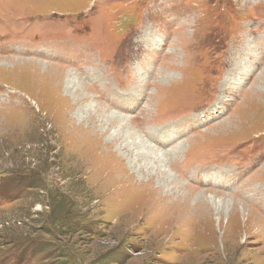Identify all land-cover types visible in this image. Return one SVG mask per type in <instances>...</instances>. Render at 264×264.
<instances>
[{
  "label": "rangeland",
  "instance_id": "obj_1",
  "mask_svg": "<svg viewBox=\"0 0 264 264\" xmlns=\"http://www.w3.org/2000/svg\"><path fill=\"white\" fill-rule=\"evenodd\" d=\"M0 2V264H264V0Z\"/></svg>",
  "mask_w": 264,
  "mask_h": 264
},
{
  "label": "bare ground",
  "instance_id": "obj_2",
  "mask_svg": "<svg viewBox=\"0 0 264 264\" xmlns=\"http://www.w3.org/2000/svg\"><path fill=\"white\" fill-rule=\"evenodd\" d=\"M0 5H1V2H0ZM0 12H1V7H0ZM11 21V20H10ZM1 24V23H0ZM6 25H8L9 26V21L7 22V24ZM0 31H1V33H2V26L0 25ZM2 38V37H1ZM11 40V39H10ZM2 42V40L0 39V43ZM63 73H65V78H66V76H67V78H69L70 77V75L71 74H68L69 72H63ZM62 73V74H63ZM66 81V80H65ZM61 83H62V80L60 81ZM111 84V83H110ZM109 85V84H108ZM9 86H11V85H9ZM67 86L69 87L68 89L69 90H71V92L74 90L75 91V93H73V94H75L74 95V100L75 101H73V103H72V105H70L71 107H70V109H72V108H75V107H77V106H80L81 105V103H83V102H87L88 101V99H85V98H82L81 96L83 95L82 94V92L83 91H86L87 92V88L86 87H84L83 85L82 86H78L77 87V89H75L73 86L71 87V82L70 81H68L67 82ZM25 90V89H24ZM26 91V90H25ZM70 92V93H71ZM26 94H27V91L25 92ZM30 95V94H29ZM76 95L78 96V97H76ZM72 97V96H71ZM106 108V107H105ZM104 107H100V110H98V111H96V112H98V113H105V111H106V109H105ZM99 109V108H98ZM114 114V113H113ZM112 118H114V115H113V117ZM120 120H121V123H126V121H127V119L126 118H124V117H120ZM114 121V120H113ZM117 121V120H116ZM114 123V122H113ZM120 123V122H119ZM113 146H116V145H113ZM111 147V146H110ZM182 147L183 146H181V145H179V146H175L170 152L171 153H173V152H177V151H180V150H182ZM151 151H153V154L158 158L159 157V154H158V152H160V151H158V150H155V149H153V148H151V147H148ZM110 150V155L108 154V160H104L103 161V163H106V162H108L111 158H113L114 157V155H116L117 156V153H114L112 150H113V147H111V148H106V150ZM126 153H128V151H126ZM164 155L165 154H163V157H164ZM104 159V158H103ZM102 159V160H103ZM99 160V159H98ZM97 160V161H98ZM118 160V159H117ZM97 161L95 162L96 164H97ZM120 162H121V160H120ZM94 163V161H92V164ZM100 163V162H99ZM98 163V166H99V168L98 167H96V170L95 171H97V173H101V174H103V175H100V174H98L99 176H101V180H102V182H103V189H104V184H105V186H106V190L104 189V191H106V192H108L109 193V191H110V189L115 185V187H116V184H119V185H121L120 187H122V185L124 186H127V189L128 190H130L131 192H141V191H145V190H143V188L146 186L147 188H148V191L150 192V194H155V193H157L160 189L159 188H165V189H167L166 191L171 195V196H174V195H176L177 196V194H181V195H185V194H187V192L190 190L191 191V189L192 188H190V186L188 185V184H186L184 181V178H182V177H180L178 174H177V172H176V170H174L175 172H173L172 170H173V165H175V163H169L170 165L169 166H166L165 165V167H164V170H161L160 172H153V171H150V170H148L147 171V173H149L148 174V181L147 182H144L143 183V181H140L139 183H138V181H134V179H135V174L133 173V174H129V173H127V167L121 162L120 164H116V163H113L112 165H111V167L110 168H108V167H103V166H101L100 164ZM110 163V162H109ZM105 165V164H104ZM106 166V165H105ZM157 166V165H156ZM176 166V165H175ZM136 167H138V166H136ZM177 167V166H176ZM179 167V166H178ZM193 167V166H192ZM94 168V167H93ZM129 168V167H128ZM169 168V169H168ZM137 169V168H136ZM177 169V168H176ZM192 169V168H191ZM146 171V170H145ZM198 172H200V174H201V177L202 178H207L208 176H206V174L207 173H204L202 170L200 171H198ZM136 173V172H135ZM142 173V172H141ZM204 173V174H203ZM126 176H128L127 178H129L131 181H133V183H131V182H129V181H126ZM143 177H145V176H143ZM116 178H118V180H117V182H116ZM145 179H146V177H145ZM203 181H205L204 179H202ZM206 180H208V179H206ZM113 182V183H112ZM128 182V184H129V186L130 185H132L133 187L131 188V187H129L127 184H124V183H127ZM115 183V184H114ZM119 187V186H118ZM190 188V189H189ZM119 189V188H118ZM189 191V192H190ZM195 191H197V190H195ZM194 191V192H195ZM192 192V191H191ZM194 192H193V194H194ZM199 192V191H198ZM204 194V196H205V198L207 197V193L204 191L203 192ZM159 194V193H158ZM157 194V195H158ZM187 195H189V194H187ZM200 196H201V194H200ZM166 197H168V196H166ZM201 199V198H200ZM132 200V196L131 195H128L127 196V203H129L130 201ZM191 200V199H190ZM205 200V199H204ZM208 200V199H207ZM117 201V203L119 204V207L117 208V209H115L116 211H115V217H116V215L118 216L117 218V220H119L120 218L121 219H123V217H124V215L123 214H120V212H122L121 210H119V208L121 207V206H123L122 205V196L120 195L119 197H118V199L116 200ZM186 201V200H185ZM201 201V200H200ZM157 204V203H156ZM165 204V203H164ZM172 204V203H171ZM173 205V204H172ZM171 205V206H172ZM207 205V204H206ZM205 205V206H206ZM150 207H152L153 209H154V206L152 205V203L150 204ZM133 209L134 210H140L139 209V206L137 205V206H135V207H133ZM142 209V208H141ZM152 209V210H153ZM163 209V208H162ZM125 210V209H124ZM157 210V209H156ZM131 211V210H130ZM169 211V210H168ZM184 211V210H183ZM117 212V213H116ZM126 212H128V210H125V215L127 214ZM144 212V214L145 215H149L152 211H143ZM157 212V211H156ZM160 212V211H159ZM166 213V212H165ZM169 213V212H168ZM190 213V212H189ZM128 214H130L131 215V213L130 212H128ZM187 214V213H186ZM143 215V214H142ZM148 215H147V218L146 219H148V220H150V221H152L153 220V218H148ZM187 215H189V214H187ZM128 216V215H127ZM140 217V216H139ZM142 217V216H141ZM120 219V220H121ZM134 222V221H133Z\"/></svg>",
  "mask_w": 264,
  "mask_h": 264
}]
</instances>
